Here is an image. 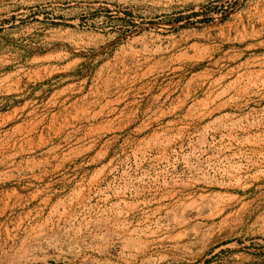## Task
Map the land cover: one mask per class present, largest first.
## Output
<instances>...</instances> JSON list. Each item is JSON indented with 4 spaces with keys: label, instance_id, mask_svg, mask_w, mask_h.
Here are the masks:
<instances>
[{
    "label": "rangeland",
    "instance_id": "1",
    "mask_svg": "<svg viewBox=\"0 0 264 264\" xmlns=\"http://www.w3.org/2000/svg\"><path fill=\"white\" fill-rule=\"evenodd\" d=\"M0 264H264V0H0Z\"/></svg>",
    "mask_w": 264,
    "mask_h": 264
},
{
    "label": "bare ground",
    "instance_id": "2",
    "mask_svg": "<svg viewBox=\"0 0 264 264\" xmlns=\"http://www.w3.org/2000/svg\"><path fill=\"white\" fill-rule=\"evenodd\" d=\"M64 39V38H63Z\"/></svg>",
    "mask_w": 264,
    "mask_h": 264
}]
</instances>
